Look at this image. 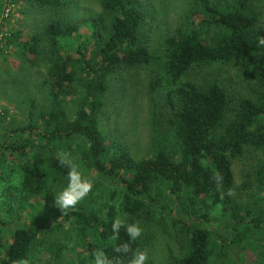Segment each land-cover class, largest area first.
Returning a JSON list of instances; mask_svg holds the SVG:
<instances>
[{
    "label": "trees",
    "instance_id": "16d2710c",
    "mask_svg": "<svg viewBox=\"0 0 264 264\" xmlns=\"http://www.w3.org/2000/svg\"><path fill=\"white\" fill-rule=\"evenodd\" d=\"M33 1L42 7L62 8L75 0ZM98 2L102 13L71 21L57 18L42 33L20 43L30 64L42 53L41 45H47L56 59L46 73L49 110L0 139V163L17 162L22 193L17 208V218L22 222L7 241L0 239V264H13L20 258L28 260L41 229H59L66 224L75 230L70 243L82 249L76 253L77 260H82L79 264H90L97 249L104 251L113 264L117 260L119 264H129L134 251L144 250L141 237L129 240L122 227L115 243L127 242L129 251L115 252L108 238L116 211L111 205L102 206V211L95 210L89 194L74 208L65 210L55 223L33 219L32 202L37 203L39 198L66 185L68 167L59 162L58 154L72 149L77 138L87 143L79 152L82 163L121 184L120 208L129 218L125 222H134L141 214L145 198L158 181L169 184L173 204L181 205L180 198L187 195L203 211L177 212L173 217L181 243L179 255L168 264H264V244L259 245L264 236V206L244 208L235 204L230 193L232 158L241 155L246 145L264 151V44L259 43L264 28L249 11L251 0H237L235 7L225 8L213 6L209 0H197L205 13L199 26L191 24L190 29L165 39L159 69L150 88L165 90L166 120L179 142L180 154L174 159L164 147H159L151 156L139 160L123 143L103 135L99 113L108 77L118 68L145 64L152 59L143 31L147 18L145 0ZM109 12L113 14L110 22L104 17ZM86 23L90 29L87 40L79 44L76 56L62 55L61 38L79 33ZM204 26L212 27L213 38L203 35ZM230 61L241 62L245 75L257 88L256 98L237 102L226 121L230 100L221 86L212 83L201 88L181 78L195 65ZM79 80L84 83L83 95L70 115L65 101L73 98ZM260 174L257 178L264 186V166ZM217 204L230 219L226 234L218 232L217 224L209 217ZM60 253L57 250L53 255L58 258Z\"/></svg>",
    "mask_w": 264,
    "mask_h": 264
},
{
    "label": "rangeland",
    "instance_id": "374dc122",
    "mask_svg": "<svg viewBox=\"0 0 264 264\" xmlns=\"http://www.w3.org/2000/svg\"><path fill=\"white\" fill-rule=\"evenodd\" d=\"M5 1H10L13 9L8 17L2 18ZM209 1L216 7L237 5V0ZM145 6L147 18L143 31L148 37L152 59L145 64L118 68L108 77V88L102 96L99 126L105 137L123 143L135 160L151 156L159 147H164L171 158L177 159L180 145L166 120L168 111L165 107V90L151 89L150 81L159 69L165 39L178 31L190 29L191 24L198 27L205 13L197 0H145ZM249 11L258 17V25L264 28V0H251ZM99 13H102V9L98 0H75L62 8L42 7L33 0H0V25L8 35V49L0 54L13 48L9 64L0 70V139L7 138L14 128L26 124L30 119L34 120L50 107L46 73L51 61L56 59L55 55L47 45H41L42 53L30 64L22 54L21 41L42 33L43 28L57 18L64 17L71 21ZM112 16L110 12L104 15L108 22ZM209 27L204 26L202 33L211 39L215 32ZM89 30L86 23L79 33L61 38V54L76 56V50L81 42L87 40ZM82 80L78 81L73 98L65 101L64 106L70 115L82 98ZM181 80L201 88L212 83L221 86L230 100L226 121L231 118L237 102L244 98H256L257 86L245 75V68L239 61L201 63L193 66ZM73 144L74 147L65 153L77 165L82 178L91 182L88 194L92 207L102 211V206L111 205L116 211V217L128 220L120 208L121 184L82 163L79 152L86 148L85 140L77 138ZM15 163H0V239L3 242L22 222L17 218L22 193L19 167ZM263 166L264 151L250 145L244 147L241 155L232 158L233 184L230 193L235 204L244 208L251 205L256 208L264 206V186L257 178V175L261 177ZM168 187L165 181L156 182L149 197L145 198L141 214L133 219L143 230L140 237L148 254L146 264H168L170 259L179 255L181 235L173 225V217L177 212H203L192 204L187 195L180 198L181 205L178 202L173 204ZM54 193L39 198L37 203L32 202L33 219L36 217L45 223H55L60 218L63 210L55 206ZM209 217L217 224L215 228L218 232H228L230 219L220 204L209 212ZM210 222L206 223L207 227H210ZM74 236L75 230L68 224L59 229H41L27 261L31 264H64L66 261L67 264H79L82 260L80 257L77 260L76 253L82 249L70 243ZM260 244H264V236L259 240ZM57 250L62 252L58 258L53 255Z\"/></svg>",
    "mask_w": 264,
    "mask_h": 264
},
{
    "label": "clouds",
    "instance_id": "9594fccd",
    "mask_svg": "<svg viewBox=\"0 0 264 264\" xmlns=\"http://www.w3.org/2000/svg\"><path fill=\"white\" fill-rule=\"evenodd\" d=\"M260 44H264V37L259 40ZM59 162L68 167L67 183L58 192L54 193V204L63 210L74 208L77 203L83 200L91 190L92 184L87 179L82 178L81 172L77 165L72 161L67 153H59ZM230 194V193H229ZM123 227L129 240H135L142 233V228L137 222L127 223L119 217L115 218L111 224L112 234L108 238L115 252H128L129 244H116L120 229ZM148 259L147 250H136L133 252L132 259L129 264H146ZM13 264H28L24 258L17 259ZM90 264H113L104 251L97 249L94 253ZM119 264V260L116 261Z\"/></svg>",
    "mask_w": 264,
    "mask_h": 264
},
{
    "label": "built area",
    "instance_id": "2783aa9c",
    "mask_svg": "<svg viewBox=\"0 0 264 264\" xmlns=\"http://www.w3.org/2000/svg\"><path fill=\"white\" fill-rule=\"evenodd\" d=\"M13 6L10 1H5L4 7H3V15H1L2 18L8 17L12 12ZM11 12V13H10ZM5 28H3L0 25V53L5 52L8 49V40H7V33L5 32ZM2 112V102L0 100V114Z\"/></svg>",
    "mask_w": 264,
    "mask_h": 264
},
{
    "label": "crops",
    "instance_id": "0c3cea01",
    "mask_svg": "<svg viewBox=\"0 0 264 264\" xmlns=\"http://www.w3.org/2000/svg\"><path fill=\"white\" fill-rule=\"evenodd\" d=\"M13 48L9 49L6 53L0 54V70L5 67L7 64H9L8 62H10L9 59L12 58V51Z\"/></svg>",
    "mask_w": 264,
    "mask_h": 264
}]
</instances>
